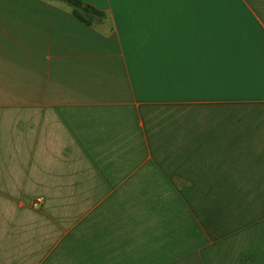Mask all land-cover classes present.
I'll use <instances>...</instances> for the list:
<instances>
[{
  "label": "crops",
  "instance_id": "1",
  "mask_svg": "<svg viewBox=\"0 0 264 264\" xmlns=\"http://www.w3.org/2000/svg\"><path fill=\"white\" fill-rule=\"evenodd\" d=\"M93 7L0 0V264H264V0Z\"/></svg>",
  "mask_w": 264,
  "mask_h": 264
},
{
  "label": "rangeland",
  "instance_id": "2",
  "mask_svg": "<svg viewBox=\"0 0 264 264\" xmlns=\"http://www.w3.org/2000/svg\"><path fill=\"white\" fill-rule=\"evenodd\" d=\"M92 1H94V5L103 3V0H92ZM171 94H174V93H171ZM162 108H164L166 111L159 112L161 116H167V115L175 116L177 113L172 108L171 109H169V107L168 108L162 107ZM156 125H159V124L156 123ZM163 189L164 188L161 186L147 187V188H135V190H132L131 188H124V193L134 194L135 192L136 193L138 192V196L140 198V202H138V209L140 212H144V215L145 214H151V215L155 214L149 217V219L144 217V215L141 216L140 223L144 221L146 226H158L161 223L160 218H153V216L157 217L161 213V210H162L161 200H162ZM151 196L159 200L154 201L152 200ZM142 198H145V200L142 201Z\"/></svg>",
  "mask_w": 264,
  "mask_h": 264
},
{
  "label": "trees",
  "instance_id": "3",
  "mask_svg": "<svg viewBox=\"0 0 264 264\" xmlns=\"http://www.w3.org/2000/svg\"><path fill=\"white\" fill-rule=\"evenodd\" d=\"M45 1H62L67 3L72 8V15L78 21L86 26H92L93 21L97 19H103L105 14L102 11L97 10L93 6L86 4L82 0H45Z\"/></svg>",
  "mask_w": 264,
  "mask_h": 264
}]
</instances>
